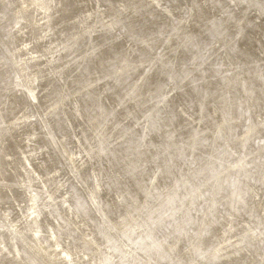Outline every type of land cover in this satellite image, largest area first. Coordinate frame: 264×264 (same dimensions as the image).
<instances>
[{
  "label": "bare ground",
  "instance_id": "6f19581e",
  "mask_svg": "<svg viewBox=\"0 0 264 264\" xmlns=\"http://www.w3.org/2000/svg\"><path fill=\"white\" fill-rule=\"evenodd\" d=\"M0 264H264V0H0Z\"/></svg>",
  "mask_w": 264,
  "mask_h": 264
}]
</instances>
